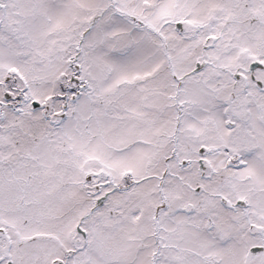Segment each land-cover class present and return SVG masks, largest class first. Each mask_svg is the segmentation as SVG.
Instances as JSON below:
<instances>
[{
  "label": "snow or ice",
  "instance_id": "snow-or-ice-1",
  "mask_svg": "<svg viewBox=\"0 0 264 264\" xmlns=\"http://www.w3.org/2000/svg\"><path fill=\"white\" fill-rule=\"evenodd\" d=\"M0 264H264V0H0Z\"/></svg>",
  "mask_w": 264,
  "mask_h": 264
}]
</instances>
